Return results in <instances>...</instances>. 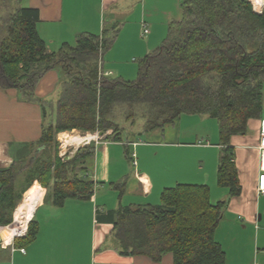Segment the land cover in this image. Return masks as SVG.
Returning <instances> with one entry per match:
<instances>
[{
    "label": "trees",
    "instance_id": "16d2710c",
    "mask_svg": "<svg viewBox=\"0 0 264 264\" xmlns=\"http://www.w3.org/2000/svg\"><path fill=\"white\" fill-rule=\"evenodd\" d=\"M182 9L181 20L169 24L161 45L138 62L136 79L125 81L104 76L101 67L117 28L80 34L75 46L63 44L49 52L36 30L37 11L21 7L19 0H0V88L14 89L23 101L43 107L41 134L31 148L54 150L48 160H19L0 171V227L12 224L17 203L27 189L38 187L34 184L49 191L55 208L68 199L90 200L95 183L83 178L80 172L86 169L77 165L95 155L94 143L63 160L54 138L73 130L111 131L104 139L119 142L125 133L116 114L120 108L123 122L144 120L143 132L184 115L215 120L221 146L217 185L228 190L229 199L239 196L230 139L245 134L248 121L263 119L264 12L254 13L247 0H190ZM55 69L62 75L60 93L54 118L45 124L35 88ZM229 199L212 204L207 186L176 185L163 190L158 205L119 207L108 215L114 248L153 262L171 254L173 264H226L214 235ZM38 230L32 219L13 246L31 244Z\"/></svg>",
    "mask_w": 264,
    "mask_h": 264
},
{
    "label": "crops",
    "instance_id": "0c3cea01",
    "mask_svg": "<svg viewBox=\"0 0 264 264\" xmlns=\"http://www.w3.org/2000/svg\"><path fill=\"white\" fill-rule=\"evenodd\" d=\"M185 1L190 0H19L21 7L37 11L36 30L49 52H57L63 44L75 46L80 34L100 35L103 29L117 28L101 67L107 77L125 81L136 79L138 62L161 45L170 23L181 20ZM247 1L253 12L255 5L260 14L264 12V0ZM143 26L148 32L141 36ZM61 76L59 69L51 70L35 88L46 118H54ZM42 111L38 102H25L16 90L0 88V171L29 160L31 144L41 134ZM199 117L204 124L209 119ZM183 121L194 124L186 128ZM197 123L194 117L184 120L181 116L161 129L131 135L125 131L119 142L104 139L111 131L102 136L96 133L95 155L77 165L78 170L86 169L80 175L95 183L93 197L68 199L62 208H55L51 195L45 199L35 187L42 194L29 222H37V237L22 247L13 246L14 238L8 245L1 243L0 264H173L171 254L159 262L121 255L114 248L113 220L108 215L119 207L158 205L163 190L176 185L207 186L212 204L229 199L228 190L217 185L218 131L212 133ZM260 129V120H250L245 134L230 139L241 192L229 199L214 235L226 264H264V196L256 192ZM127 152L134 154V160ZM30 188L16 208L35 189Z\"/></svg>",
    "mask_w": 264,
    "mask_h": 264
},
{
    "label": "rangeland",
    "instance_id": "374dc122",
    "mask_svg": "<svg viewBox=\"0 0 264 264\" xmlns=\"http://www.w3.org/2000/svg\"><path fill=\"white\" fill-rule=\"evenodd\" d=\"M262 102H263V114L262 115L264 116V101H262ZM121 109L122 108L118 109L117 111L120 112ZM119 112L116 113V114H118V117L121 120L119 122V127L123 128V130H125L130 135L131 134H135L136 132L142 131L143 126H144V120L130 118V119H127L126 122H123L122 121L123 118L119 116ZM192 117H194V120H196V123L199 122V123L195 124L196 126L198 125V126L201 127V126L204 125V127H206L207 130L209 129L210 132L215 133V130L217 129V123H216L215 120L206 119L208 121H206V123L204 124V123H200V120H202L201 119L202 117H199L198 115H184L183 116L184 120H186V118H192ZM51 121H52L51 117H48V118L45 119L44 123L47 124V123H50ZM133 122H134V125L131 124ZM182 124H183V127L187 128V126H188L187 124H191L192 125L194 123H192V122L186 123V121H183ZM215 126H216V128H215ZM217 131H218V129H217ZM63 133H65L66 136H78L79 135V136H82V137H84L86 134L87 135L89 134V135L95 136L96 138L94 140H91L90 142L83 143V145L81 144L79 146H73V145H69V144H66V143L63 142L64 141L63 140L64 136H62V135H64ZM63 133L57 134L55 136V138H54V140H55V149H56V151L58 153V156L60 158H62L63 160L72 159L79 149L90 146L91 144H93V141L97 142V139H98V136H97L96 133H84V132L77 131V130L70 131V132H63ZM69 134H71V135H69ZM107 136H110V134L107 135ZM141 139L144 140L143 137ZM52 148H54V147H52ZM53 154H54V150L53 149H51V150L47 149L46 151H44L43 148H41V149L34 148L33 149V153H32V155L30 157L31 160H30V158L28 160V161H30L29 164L32 163L39 156L44 158L45 160H48L49 158L53 157ZM28 161H27V163H28ZM35 185L38 186L43 191V197L46 196V195L48 196L49 191H47L46 189L41 188L38 184H34V186ZM13 224L14 223H12L9 227H11ZM2 228L3 227H0V229H2ZM4 228H8V227H4Z\"/></svg>",
    "mask_w": 264,
    "mask_h": 264
},
{
    "label": "bare ground",
    "instance_id": "6f19581e",
    "mask_svg": "<svg viewBox=\"0 0 264 264\" xmlns=\"http://www.w3.org/2000/svg\"><path fill=\"white\" fill-rule=\"evenodd\" d=\"M63 134V142L73 146H79L81 144L83 145V143L90 142L95 138V136L87 134L84 137L79 135L66 136L65 133ZM36 188L32 191L27 192L21 203H19V205L17 206L14 213V224L11 227L0 229V238L3 244L8 245L13 238L25 231L27 224L31 219L34 210L39 204L41 198L42 193L39 189Z\"/></svg>",
    "mask_w": 264,
    "mask_h": 264
},
{
    "label": "built area",
    "instance_id": "2783aa9c",
    "mask_svg": "<svg viewBox=\"0 0 264 264\" xmlns=\"http://www.w3.org/2000/svg\"><path fill=\"white\" fill-rule=\"evenodd\" d=\"M255 5V4H254ZM253 5V6H254ZM254 11L255 9H259L260 12V7L255 5L253 7ZM148 32L147 27L143 26L142 27V34L141 36L146 35ZM102 75V73H101ZM104 76H107L105 73L103 74ZM258 154H259V163H258V177H257V186H256V192L259 196H264V118L261 121V129H260V136H259V142H258ZM131 159L134 160V154L130 155ZM132 164L136 166V162L132 161ZM26 232V230H25ZM25 232H22L16 237H22L24 236ZM15 237V238H16ZM23 253L24 251L21 250Z\"/></svg>",
    "mask_w": 264,
    "mask_h": 264
},
{
    "label": "water",
    "instance_id": "95a60500",
    "mask_svg": "<svg viewBox=\"0 0 264 264\" xmlns=\"http://www.w3.org/2000/svg\"><path fill=\"white\" fill-rule=\"evenodd\" d=\"M255 13H257V14H260V12H259V9H255V11H254ZM104 134V132H100L99 133V135L100 136H102ZM14 223V222H13ZM2 243V240H1V238H0V244Z\"/></svg>",
    "mask_w": 264,
    "mask_h": 264
}]
</instances>
